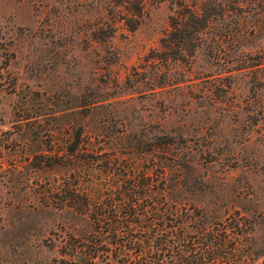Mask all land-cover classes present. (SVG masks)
Listing matches in <instances>:
<instances>
[{
	"label": "rangeland",
	"instance_id": "1",
	"mask_svg": "<svg viewBox=\"0 0 264 264\" xmlns=\"http://www.w3.org/2000/svg\"><path fill=\"white\" fill-rule=\"evenodd\" d=\"M115 4L0 0V264H142L153 235L225 228L235 255L207 264H264V136L243 109L247 70L228 72L242 50L264 49V0H229L194 56L159 68L150 56L180 9L145 0L131 29ZM156 72L173 83L155 88ZM229 75L234 97L213 99ZM78 134L76 161L58 164ZM137 169L170 180L137 193L119 180ZM74 191L97 201L89 220L62 209Z\"/></svg>",
	"mask_w": 264,
	"mask_h": 264
},
{
	"label": "trees",
	"instance_id": "2",
	"mask_svg": "<svg viewBox=\"0 0 264 264\" xmlns=\"http://www.w3.org/2000/svg\"><path fill=\"white\" fill-rule=\"evenodd\" d=\"M144 1L145 0H115V5L124 6L128 11L129 16L126 18V22L130 25L131 29H134L137 26L130 22L141 14ZM155 1L159 3L169 1L172 4L177 5L180 9L178 11L179 15L175 16L172 20V30L162 39L161 43L163 49L161 51H154L150 56V59H152L151 64L156 67L160 65V62L156 61L158 59L159 61L168 59L185 61L189 56H194L201 41L204 40L206 28L210 27L217 19L229 17L230 10H233V8L230 7L229 0L204 1L202 4H199V9L196 8L198 5V2L196 1L192 2L191 5H188L186 0ZM234 63V67L228 69L231 76L234 70H247L246 75L249 77V97L244 100L246 104L243 106V109L247 114V120L250 121L251 125L257 126L258 129H256V131L264 136V49L256 52L251 49L242 50V54L234 61ZM231 76L229 75L225 77L222 82L216 85L215 90L213 91V99L219 100L222 98L221 100L228 102L234 97V92L231 90ZM151 80H153L155 88H162L173 83L165 73L158 74L156 72L151 77ZM236 106L240 107V105ZM260 124L262 126L259 128ZM77 137L79 138V141L70 145L68 157H65V161L62 162V158H64L63 155H59V153L57 154L58 164L65 165V163H67L68 165L72 162L74 164L76 161L75 157L77 156L75 154L79 149L82 135L78 134ZM169 144L171 143L169 142ZM155 148L156 147H152L151 150L155 151ZM156 167L157 163L153 164L152 168ZM113 168V166H108L109 171ZM115 175H117V173H112V171H110L109 178L114 179ZM126 175L127 177H120L119 180L130 182L132 185L131 188L137 193L141 188H164L167 181L170 180L167 169H137L135 173ZM195 179H203V176L197 174ZM175 182L179 184L184 182V176L182 173L178 175ZM66 185H69V183L59 184L57 188L64 191L67 190ZM57 198L62 202L63 210L74 212L78 216L87 220H89L91 208L97 206V201L95 200L94 202V198L88 191H79L78 193L74 191L70 196H58ZM92 222L95 227L98 226L101 222V217H94ZM225 229H217L215 236L212 235L211 237H209V234L206 232H202V236L200 237L198 235H187L188 237L186 235H153L150 238L151 243L149 244L148 251L139 249L138 259L142 261V264H207L209 260L221 263L225 258H229V255H235L237 250L236 236L233 239L229 238L227 230ZM78 242L79 244L74 243L71 246L72 250L75 252L84 244L81 240ZM124 244L125 243H121V246H124ZM98 250L99 247L95 243V245L92 246V253L89 254L90 259H88V263L94 262V259L99 254Z\"/></svg>",
	"mask_w": 264,
	"mask_h": 264
}]
</instances>
